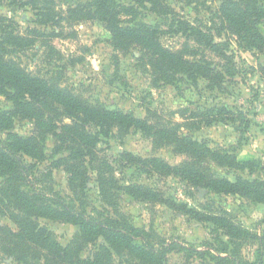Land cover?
Segmentation results:
<instances>
[{
  "label": "trees",
  "instance_id": "trees-1",
  "mask_svg": "<svg viewBox=\"0 0 264 264\" xmlns=\"http://www.w3.org/2000/svg\"><path fill=\"white\" fill-rule=\"evenodd\" d=\"M38 1L31 0L26 4H37ZM219 1L217 18L221 21V29L240 44L264 51L261 29L264 0ZM44 4L40 10L44 23L64 18L71 22H101L111 35L110 42L115 51L138 48L142 52L141 60L151 68L157 83L172 85L181 80L179 78H185L194 84L204 80L209 90L223 88L227 72L221 65L202 57L198 47L213 52L222 61L235 64L230 49L231 37L217 41V37H222L221 31L216 35L178 18L168 0H86L65 10L57 9L53 2ZM142 10L170 19V31L185 35L196 46L188 43L178 48L165 45L162 42L164 31L145 20L141 16ZM47 36L50 35L38 29L28 30L25 34L15 20L0 14V95L12 102L10 109L0 110V132L6 133L5 137L0 136V177L3 179L0 207L16 225L14 229L0 224V257H13L18 264H116L115 255L126 253L140 264H169L168 256L174 248L165 245L155 231L131 225L118 210L106 214L93 208V213H89L84 202L77 205V199L72 203L59 201L54 197L53 189L43 191L34 184H39L44 177L52 178L55 168H63L68 175L69 189L79 197L85 192L93 171L100 193L111 199L123 187L119 185L112 162L100 155L99 145L104 138L126 135L131 129L151 136L159 144H169L176 152L190 157L189 161L172 165L163 158H143L124 152L123 156L132 164L147 168L149 172L177 175L218 194H236L264 204V178L238 176L233 181L213 172L208 164L213 161L245 171L248 167L255 170V161H238L229 151L211 148L205 142L183 135L177 127L154 118L137 117L121 108L93 103L73 89L29 72L15 54L34 47L37 40ZM208 111L218 113L222 120L238 123L239 127L249 125L243 110L233 112L225 105H217ZM16 120L30 121L34 129L28 135H20L14 131ZM49 139L54 140V161L42 171L39 165L47 160ZM31 176L33 188L28 183ZM124 189L137 199L158 200L159 194L148 186L134 184ZM160 200L163 202L162 198ZM107 205L114 209L113 203ZM193 212L197 217L217 224L233 239L252 235L227 211L211 215ZM41 219L75 224L79 232L63 246L57 235L40 223ZM100 238L104 243L97 247L94 255L83 257L85 247ZM229 251L227 244L223 252ZM218 260L232 263L228 257Z\"/></svg>",
  "mask_w": 264,
  "mask_h": 264
},
{
  "label": "rangeland",
  "instance_id": "rangeland-1",
  "mask_svg": "<svg viewBox=\"0 0 264 264\" xmlns=\"http://www.w3.org/2000/svg\"><path fill=\"white\" fill-rule=\"evenodd\" d=\"M28 1L31 0H0V14L15 20L25 34L28 30L38 29L50 35L37 40L34 47L15 54L29 72L73 89L93 103L121 108L140 118L157 119L211 148L229 151L238 161L256 163L255 170L248 167L242 171L210 161L209 167L219 176L233 181L238 176L264 178V51L240 44L221 29V21L217 18L219 0H168L178 18L216 35L221 31L222 37H217V41L231 37L230 49L235 64L222 61L213 52L198 47L202 57L221 65L227 72L223 88L216 90H209L204 80L194 84L179 78L181 80L172 85L157 83L151 68L141 60L142 52L138 48L115 51L110 33L99 21L71 22L64 18L58 22H43L40 10L44 3L53 2L57 9L65 10L86 0H39L37 4H26ZM141 16L164 31L162 42L165 45L178 48L188 43L196 46L185 35L170 31V19L149 10H142ZM261 29L264 32V21ZM217 105H225L233 112L243 110L249 125L239 127L238 123L222 120L218 113L208 111ZM11 107L12 102L0 95V110ZM14 129L20 135H28L34 125L27 120H16ZM0 136L5 137L6 133L0 132ZM53 148L54 140L49 139L47 160L39 165L42 171L54 161ZM99 149L100 155L112 162L119 185L123 187L111 199L100 193L93 171L85 192L79 196L81 200L69 189L68 175L63 168H55L52 178L44 177L39 184H34L43 191L53 189L54 197L59 201L72 203L77 199V205L84 202L89 213H93V208L106 214L118 210L131 225L155 231L165 245L174 248L168 256L169 264H264V204L236 194H218L177 175L149 172L147 168L132 164L123 156L124 152L143 158H163L172 165L190 160L188 154L176 152L169 144H159L137 129H131L126 135L104 138ZM27 160L31 161L30 158ZM2 180L0 177V183ZM28 183L33 188V176ZM134 184L153 188L159 194L158 200L133 197L124 187ZM107 203H113L114 209ZM193 211H200L202 215L227 211L252 235L233 239L217 224L197 217ZM40 223L53 231L63 246L79 232V227L69 222L41 219ZM0 224L16 229L1 207ZM103 243L100 238L96 243L88 244L82 256H93ZM227 244L230 251L224 253ZM219 257H228L232 263H223ZM114 259L116 264H140L126 253L116 254ZM0 264L18 263L13 257L3 255Z\"/></svg>",
  "mask_w": 264,
  "mask_h": 264
}]
</instances>
